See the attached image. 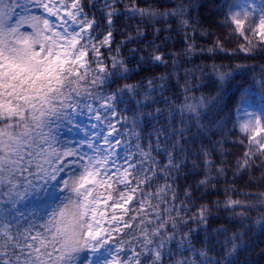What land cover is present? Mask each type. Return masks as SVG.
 <instances>
[{
	"label": "snow or ice",
	"instance_id": "6c2138e0",
	"mask_svg": "<svg viewBox=\"0 0 264 264\" xmlns=\"http://www.w3.org/2000/svg\"><path fill=\"white\" fill-rule=\"evenodd\" d=\"M170 2L172 7L160 11L151 4L140 7L136 0H131V5L127 0H87V3L84 0H0V198H5L0 203L11 202L15 207L34 195L39 197L40 192L53 190L52 203L30 214L32 218L23 212L0 217V264H75L78 254L85 250L98 254L97 260L90 264H165V261L167 264H229L240 246L237 240L243 242L244 233L230 234L225 225L209 233L208 207L203 205L189 215L192 193L186 190L184 199L180 200L173 188L172 174L185 166L193 141L210 131L202 120L208 98L195 95L203 79L212 75L222 83L236 69L249 66L236 65L235 69L221 71V66L213 63L208 67L197 65L194 69H184L181 101L163 97L167 88L163 81L167 77H161L158 86L149 80L143 92L139 91L140 85H126L115 92L104 90L113 77L121 75L116 71L117 66H123V61L111 55L114 18L123 15L128 20L137 17L141 21L163 20L168 28L171 27L169 20L174 19L178 29H188L189 5L184 0ZM254 3L255 0H245L239 5L242 13L235 12L232 23L252 45L245 35L244 25L248 21L247 31L259 36L264 48V2L258 10L253 7L249 11ZM29 4L42 9L43 14H32ZM86 7L99 12L100 18L86 12ZM16 9L25 14L17 13ZM254 15H258V21L249 19ZM25 27L30 30L24 31ZM137 34L143 35L139 30ZM185 39H190L187 32ZM102 48L108 50L111 69L105 64ZM192 50L190 44L188 52ZM254 50L255 46L241 44L232 54H251ZM207 51L227 54L219 42ZM152 59L165 62L162 55ZM173 63V75H177L178 62ZM123 71L127 72V68ZM252 71L253 81L264 96V65L260 66L259 76L254 67ZM177 83H180L178 76ZM157 92L167 107H155L149 112L147 108L156 102ZM137 96L143 99L137 100ZM126 97L135 101L134 109H129ZM81 104L97 121L106 123L107 134L101 137L102 144L92 137L75 144L60 139L58 130L69 116V110L75 112ZM122 104L125 107L121 108ZM241 115L246 119L240 124V130L252 133L249 144L256 147V152L250 147L244 153L243 163L238 161V167L247 171L254 163L253 155L264 156V137L256 139L264 125L260 116L248 111L245 94L237 105V120ZM145 118L153 121L146 150L138 131ZM153 152L162 154L167 162L162 165ZM201 152L205 167H210V152L203 145ZM192 155L197 153L193 151ZM196 167L194 163L193 168ZM223 171L219 169L218 175ZM62 173L67 178H62ZM161 179L165 181L163 185L158 183ZM209 183L206 175L197 187H207ZM58 185L67 194L56 202L54 192ZM234 191L225 190L226 195ZM134 194L140 197L136 201L138 208L130 209L127 205L134 200ZM244 195L250 199L229 198L225 211L244 227L250 213L255 211L254 224H264V193ZM107 208L113 210L110 217ZM116 210H122L123 215H116ZM130 211L138 215L125 221L124 216ZM189 220L198 228H188L178 238ZM124 230L137 231L138 235ZM198 230L204 232L201 248L191 238ZM121 234L128 236L130 246H125ZM212 247H218L223 254L218 258L212 254Z\"/></svg>",
	"mask_w": 264,
	"mask_h": 264
},
{
	"label": "trees",
	"instance_id": "16d2710c",
	"mask_svg": "<svg viewBox=\"0 0 264 264\" xmlns=\"http://www.w3.org/2000/svg\"><path fill=\"white\" fill-rule=\"evenodd\" d=\"M84 2L87 3V0H84ZM127 2L131 5V0H127ZM136 3L140 7L151 4L160 11H163L166 7H172L170 0H136ZM184 3L189 5L190 27L188 29H178L174 19L169 20L168 23L171 24V27L168 28L163 20L150 22L145 19L141 21L139 17L128 20L123 15L114 18L112 28L114 39L111 44V55H115L118 60L123 61V66H117L116 71L121 75L113 77L111 83L104 90L115 92L126 85H140L139 91L143 92L145 90L144 86L149 80H153L154 86H158L161 83L160 78L167 77L163 81L167 85L163 97H172L181 101L183 97L179 93L180 87L184 83V69H194L197 65L208 67L213 63L221 66V71H230L235 69L236 65L249 66L244 69H236L222 83L212 75L203 79L201 87L195 91V95H203L208 98L202 120L210 131L207 136H201L193 141L185 166L179 172H174L172 179L175 180L173 188L180 200L184 199L186 190H190L192 193L189 215L197 212L203 205L208 207L210 215L207 228L209 233L212 229L221 225L227 226L230 234L237 231L244 233L243 242L237 240V244L240 246L230 257L229 264H264V224L259 226L254 224L257 213L255 211L250 213V218L244 222L247 227H244L239 220L234 217L230 218L231 213L226 212L224 208L229 198L246 200L250 197L245 196L244 193L256 195L264 193V165H261L264 156L259 153L253 155L252 160L254 163L247 171H242L238 167V161L243 163L244 153L248 152L250 147L252 152H256V147L255 145L250 146L249 136L239 129L237 122V105L240 104L242 94L248 97L250 90L260 93L258 85L253 81L252 68H255L257 76L261 75L260 66L264 65V48H261L260 38L247 31L248 21L244 25L245 35L252 41V45H249L248 41L236 31L229 11L235 5L236 0H184ZM121 8L123 9V6ZM85 11L95 13L98 18L101 16L95 9L86 7ZM253 18L257 19L256 17L249 19ZM156 29H159L158 33ZM138 30L143 35H138ZM185 32H187L190 39H185ZM129 36L132 37L131 40L128 39ZM121 41H124V43L122 44ZM217 42L227 50V54L226 52L207 51L213 48ZM153 44L158 47L153 48ZM190 44L193 45L191 53L188 52ZM241 44L245 47L255 46V50L251 54L244 52L232 54V50L238 49ZM133 49L136 50L135 53ZM201 49H204V51H201ZM103 53L106 57L105 63L111 69L112 61L107 58L109 57L107 48L103 49ZM155 55H162L165 62H154L152 57ZM141 56L144 57L143 61L140 60ZM173 61L178 62V68L175 69L177 75H173ZM124 67L127 68V72L123 71ZM177 76L180 80L179 84L177 83ZM196 82L193 81V83ZM163 97L157 92L156 102L150 104L147 111L150 112L155 107L166 108ZM127 99L129 109H134L135 101L130 98ZM136 99L140 100L143 97L137 96ZM123 107L125 105L122 104L121 108ZM152 125L153 121L145 118L143 124L138 128L141 136L140 142L145 150L149 139L148 134L153 130ZM201 145L210 152L208 159L211 160L212 164L208 168L205 167ZM132 151H135V147L132 148ZM193 151L197 155H192ZM153 155L162 165L167 162L162 154L158 155L153 152ZM194 163L198 167L193 168ZM219 169L224 170L222 175H218ZM206 175L210 179L209 185L198 188V182L205 179ZM158 183L163 185L165 181L161 179ZM226 189H236V191L229 192L226 195ZM152 191H155V189H152ZM58 194L59 191L56 189L54 192L55 197ZM52 196L53 190L49 189L46 192H40L39 197L34 195L26 201L19 202L15 207L11 202L0 203V217L23 212L25 216L32 218L30 214L34 215L40 212L45 204L52 203ZM169 197H171V193H169ZM139 198V194L134 195L130 209L138 208L136 201ZM217 202L219 203L217 204ZM132 215H138V213L130 211L128 220ZM185 219H188V217H185ZM22 222H24L23 219ZM135 227L134 223L133 228L135 229ZM188 228L197 229L198 225L189 220L187 227H182L178 238L183 235V232H187ZM124 232L138 235L137 231L124 230ZM121 235L125 241V246H130L128 245V236ZM191 238L197 248L204 246L203 230L192 233ZM172 247L175 248V242ZM211 251L218 258L223 254L218 247H212ZM165 264H167V261H165Z\"/></svg>",
	"mask_w": 264,
	"mask_h": 264
},
{
	"label": "rangeland",
	"instance_id": "374dc122",
	"mask_svg": "<svg viewBox=\"0 0 264 264\" xmlns=\"http://www.w3.org/2000/svg\"><path fill=\"white\" fill-rule=\"evenodd\" d=\"M26 2V0H25ZM70 2V0H69ZM264 2V0H255L254 4H251V6L249 7V11H251V9L254 7L257 10L259 9L261 3ZM245 0H236L235 5L231 8L230 11V15L232 18V15L235 14V12L240 11L242 13L241 8L239 7V5L244 4ZM30 11L32 14H36V15H41L43 14L42 9L36 8L33 5L29 4L28 5ZM16 12L24 15L25 13L21 11V9H16ZM252 17H256L257 21H258V15H254ZM91 18V17H90ZM242 18V16H241ZM251 18V17H249ZM53 21H55V18L52 17L50 18ZM115 20V19H114ZM24 31H29L30 29H28L27 27H25L23 29ZM259 37V36H258ZM113 39H114V35H113ZM113 42V41H112ZM103 49H101V51L103 52ZM91 57V54H89V58ZM106 64V63H105ZM248 111L249 112H253L256 115L261 117L262 120V125H264V110H262V106H264V96H262L258 91H253L250 90L248 92ZM244 119H246V117H244L243 115H241V118L239 120H237L238 122V126L240 129V124L244 122ZM93 125H95V127H93ZM245 133V132H244ZM107 134V125L106 123H102L101 121H97L94 117V115L89 112V110L87 108L80 107L79 109H77L75 112H72L69 114V116L67 117L66 121L63 123V125L61 126L58 135L60 137L61 140H63L64 142H71L73 144H75L76 142L80 141V140H86L90 137L95 138L99 141L100 144L103 143L102 141V136ZM249 136V138L251 137L252 133H245ZM261 137H264V130H262L260 132V135L256 137V139H261ZM124 146H122L123 149ZM123 150H121V156H123ZM62 178H67L66 175L64 173L61 174ZM60 185L57 186V189L59 191V194L56 196V202L59 201V199H61L64 195H66L67 193H63L60 191ZM114 196L118 195L117 193H113ZM112 201H109V204H111ZM130 205H127V207L130 208ZM108 216L110 217L112 215V209L111 208H107L106 209ZM116 215H123L122 210H116ZM127 216H124V220L127 221ZM117 234L114 233V236H116ZM106 255V254H105ZM97 256L98 254H93L90 253L88 250H85L81 253L78 254V256L75 259V264H90V262H95L97 260ZM101 259H103V257H100Z\"/></svg>",
	"mask_w": 264,
	"mask_h": 264
}]
</instances>
